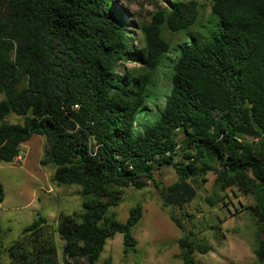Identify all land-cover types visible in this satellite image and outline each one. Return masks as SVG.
<instances>
[{
	"label": "trees",
	"instance_id": "1",
	"mask_svg": "<svg viewBox=\"0 0 264 264\" xmlns=\"http://www.w3.org/2000/svg\"><path fill=\"white\" fill-rule=\"evenodd\" d=\"M123 12L113 0H0V161L12 162L40 135V164L52 163V181L81 194L79 213H60L55 226L37 215L25 226L5 249L9 264H96L117 233L123 252H135L141 205L123 223L109 209L123 188L145 187L162 165L179 181H204L211 171L219 191L251 196L253 253L264 261V0H212L206 37L190 32L195 1L155 6L134 24L138 45ZM163 29L189 40L177 49L164 104L149 121L141 117L148 86L171 51ZM11 114L20 121H5ZM54 234L63 241L60 257ZM178 247L182 264H198L194 253L211 250L193 232Z\"/></svg>",
	"mask_w": 264,
	"mask_h": 264
},
{
	"label": "rangeland",
	"instance_id": "2",
	"mask_svg": "<svg viewBox=\"0 0 264 264\" xmlns=\"http://www.w3.org/2000/svg\"><path fill=\"white\" fill-rule=\"evenodd\" d=\"M172 1L113 0V3L124 10L128 30L134 34L131 41L138 45L136 38L139 33L134 24L148 20L155 6H168ZM193 1L198 4V17L190 32H198L200 37H206L211 29L208 22L212 0ZM163 35L169 41L171 51L160 63L148 86L151 96L141 117L149 121L156 119L158 110L164 104L177 49L185 40H189L184 33L167 29H163ZM132 65L127 63L125 66ZM2 98L0 94V100ZM5 121L16 123L20 118L11 114ZM176 139L177 142L182 140L179 131ZM246 139L251 140L249 137ZM44 145V137L34 134L20 145L21 159L16 157L9 163L0 161V183L4 188V199L0 204V264H9L6 247L37 215L44 216L55 226L60 213L81 211L80 188L76 185H57L52 181L55 166L52 163L40 164ZM176 158L181 160L180 155ZM214 178L215 174L209 171L204 175V181L187 180L195 194L189 202L176 206L164 205V198L170 193L168 188L180 182L170 165L154 169L153 179L143 188H123L122 200L111 207L109 213L123 223L128 210L136 204L141 205L142 217L132 228L137 242L136 251L124 253L122 236L117 233L106 241L96 264H182L177 257L180 252L178 240L187 232H193L211 246L206 254L194 253L198 264H264L253 253L258 226L247 209L253 201L252 197L242 195L235 187L219 191ZM208 200L214 203L211 205ZM170 214L178 217L183 229L174 224ZM54 239L60 257L63 241L58 234H54Z\"/></svg>",
	"mask_w": 264,
	"mask_h": 264
},
{
	"label": "water",
	"instance_id": "3",
	"mask_svg": "<svg viewBox=\"0 0 264 264\" xmlns=\"http://www.w3.org/2000/svg\"><path fill=\"white\" fill-rule=\"evenodd\" d=\"M195 192L192 186L186 181H180L174 189L164 198L165 203L168 205H180L189 202Z\"/></svg>",
	"mask_w": 264,
	"mask_h": 264
},
{
	"label": "built area",
	"instance_id": "4",
	"mask_svg": "<svg viewBox=\"0 0 264 264\" xmlns=\"http://www.w3.org/2000/svg\"><path fill=\"white\" fill-rule=\"evenodd\" d=\"M18 157V159H21L19 156H17Z\"/></svg>",
	"mask_w": 264,
	"mask_h": 264
}]
</instances>
